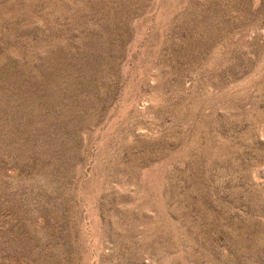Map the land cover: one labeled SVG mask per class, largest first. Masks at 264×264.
I'll return each mask as SVG.
<instances>
[{
  "label": "rangeland",
  "instance_id": "1",
  "mask_svg": "<svg viewBox=\"0 0 264 264\" xmlns=\"http://www.w3.org/2000/svg\"><path fill=\"white\" fill-rule=\"evenodd\" d=\"M0 264H264V0H0Z\"/></svg>",
  "mask_w": 264,
  "mask_h": 264
}]
</instances>
